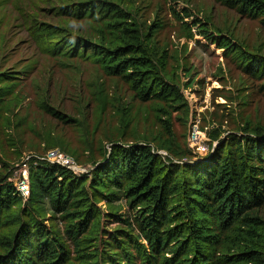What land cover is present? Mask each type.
<instances>
[{"label": "rangeland", "instance_id": "obj_1", "mask_svg": "<svg viewBox=\"0 0 264 264\" xmlns=\"http://www.w3.org/2000/svg\"><path fill=\"white\" fill-rule=\"evenodd\" d=\"M122 21L138 29L159 75L186 104L142 98L94 58L95 48L117 42ZM210 37L232 46L220 48ZM250 55L264 60V16L227 0H0V79L7 78L0 86L10 87L0 99V177L22 195L0 227V255L31 214L64 238L71 259L63 264H144L146 256L132 246L131 261L122 258L125 243L144 241L137 209L121 193L95 202L98 217L75 241L32 168L64 162L89 175L115 143L140 142H165L176 159L196 162L221 138L264 129V75L247 70ZM256 215L264 229V205ZM163 254H155V264Z\"/></svg>", "mask_w": 264, "mask_h": 264}, {"label": "trees", "instance_id": "obj_2", "mask_svg": "<svg viewBox=\"0 0 264 264\" xmlns=\"http://www.w3.org/2000/svg\"><path fill=\"white\" fill-rule=\"evenodd\" d=\"M227 1L251 15L264 16L262 0ZM104 9L113 11L115 22L121 18L114 8ZM124 23L118 24L117 42L95 48L94 58L106 73L122 75L142 98L186 104L174 83L159 75L138 29ZM212 40L223 49L232 46ZM158 60L165 71L163 57ZM246 68L264 75V60L250 55ZM9 89L0 86V99ZM108 153L89 175L49 161L31 170L34 183L49 197L51 206L70 221L67 232L73 240L98 217L97 200L113 201L121 193L137 209L135 218L144 241L125 243L122 258L128 262L132 246L144 253V264L160 261L155 254L161 252L160 264H264V229L256 215L264 205V129L245 127L241 135L221 138L206 158L196 162L176 159L165 142L159 147L147 142L115 143ZM21 199L15 183L0 177V227ZM70 259L60 233L30 214V221H23L10 240L8 253L0 255V264H63Z\"/></svg>", "mask_w": 264, "mask_h": 264}, {"label": "built area", "instance_id": "obj_3", "mask_svg": "<svg viewBox=\"0 0 264 264\" xmlns=\"http://www.w3.org/2000/svg\"><path fill=\"white\" fill-rule=\"evenodd\" d=\"M63 166H67V167H69V168H71V166L70 165H67V164H65L64 162H60ZM72 169V168H71Z\"/></svg>", "mask_w": 264, "mask_h": 264}]
</instances>
